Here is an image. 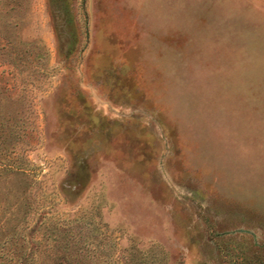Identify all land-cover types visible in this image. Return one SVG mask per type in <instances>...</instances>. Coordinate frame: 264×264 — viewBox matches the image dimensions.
<instances>
[{
    "label": "rangeland",
    "instance_id": "rangeland-1",
    "mask_svg": "<svg viewBox=\"0 0 264 264\" xmlns=\"http://www.w3.org/2000/svg\"><path fill=\"white\" fill-rule=\"evenodd\" d=\"M0 264H264V0H0Z\"/></svg>",
    "mask_w": 264,
    "mask_h": 264
}]
</instances>
